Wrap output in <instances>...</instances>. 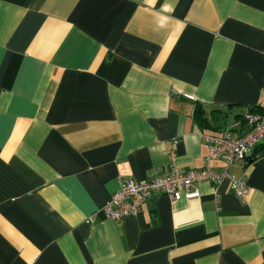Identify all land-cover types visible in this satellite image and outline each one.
Listing matches in <instances>:
<instances>
[{"label": "crops", "instance_id": "crops-1", "mask_svg": "<svg viewBox=\"0 0 264 264\" xmlns=\"http://www.w3.org/2000/svg\"><path fill=\"white\" fill-rule=\"evenodd\" d=\"M252 107L264 0H0V264H264V141L228 167L244 201L201 181L102 210L120 178L201 169Z\"/></svg>", "mask_w": 264, "mask_h": 264}, {"label": "built area", "instance_id": "built-area-1", "mask_svg": "<svg viewBox=\"0 0 264 264\" xmlns=\"http://www.w3.org/2000/svg\"><path fill=\"white\" fill-rule=\"evenodd\" d=\"M244 118L248 129L238 137L233 136L231 129H225L219 135H203L208 153L201 169L183 170L173 164L159 178H120L118 189L102 209L106 217L120 221L126 217L135 216L144 203L159 193L171 199L179 198L181 192L186 198L196 197L200 192L194 189L193 185L201 181L218 184L227 180L230 191L244 201L249 192L246 180L230 173L228 167L235 160H246L257 145L264 141V111L249 110ZM214 158L224 160V166L220 170L211 166V160ZM215 202L217 206V195Z\"/></svg>", "mask_w": 264, "mask_h": 264}, {"label": "trees", "instance_id": "trees-1", "mask_svg": "<svg viewBox=\"0 0 264 264\" xmlns=\"http://www.w3.org/2000/svg\"><path fill=\"white\" fill-rule=\"evenodd\" d=\"M252 110H257V109H255V108L252 107V108L250 109V111H252ZM195 114H196L197 118L200 119V117H201V116H200V110H199L198 108L195 109ZM201 121H202V120H201ZM253 151H254V150H253Z\"/></svg>", "mask_w": 264, "mask_h": 264}]
</instances>
